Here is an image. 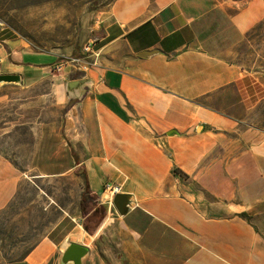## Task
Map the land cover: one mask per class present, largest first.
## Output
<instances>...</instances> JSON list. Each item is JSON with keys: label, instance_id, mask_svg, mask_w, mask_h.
<instances>
[{"label": "crops", "instance_id": "1", "mask_svg": "<svg viewBox=\"0 0 264 264\" xmlns=\"http://www.w3.org/2000/svg\"><path fill=\"white\" fill-rule=\"evenodd\" d=\"M263 18L264 0H110L81 24L80 52L93 40L97 53L85 68L0 29V73L54 80L76 173L107 207L71 239L89 247L84 264H264V131L252 120L264 94L242 60ZM72 79L85 84L70 96ZM20 173L0 151V210ZM106 183L129 195L125 213ZM49 253L41 243L27 258Z\"/></svg>", "mask_w": 264, "mask_h": 264}, {"label": "rangeland", "instance_id": "2", "mask_svg": "<svg viewBox=\"0 0 264 264\" xmlns=\"http://www.w3.org/2000/svg\"><path fill=\"white\" fill-rule=\"evenodd\" d=\"M109 1L0 0V21L8 35L24 38L35 50L65 54L60 60L80 57L81 24ZM242 50L244 64L258 75L260 98L264 18L246 34ZM53 72H58L56 67ZM0 89L6 91L5 97L0 96V151L21 172L17 192L0 210V264H58L63 243L76 237L83 203L92 201L63 134L66 110L55 97L54 80L34 86L6 84ZM6 100L18 102V110L15 102L12 106ZM252 120L264 131V97ZM41 243L50 250L45 261H29L27 256Z\"/></svg>", "mask_w": 264, "mask_h": 264}, {"label": "water", "instance_id": "3", "mask_svg": "<svg viewBox=\"0 0 264 264\" xmlns=\"http://www.w3.org/2000/svg\"><path fill=\"white\" fill-rule=\"evenodd\" d=\"M6 84H22L19 74L0 73V86ZM85 84L84 79H72L66 83L67 93L71 96L75 91L81 89ZM113 203L120 214L125 213L129 203V195L116 193L113 196ZM89 247L74 241H65L60 250L58 264H84L85 258L89 255Z\"/></svg>", "mask_w": 264, "mask_h": 264}, {"label": "trees", "instance_id": "4", "mask_svg": "<svg viewBox=\"0 0 264 264\" xmlns=\"http://www.w3.org/2000/svg\"><path fill=\"white\" fill-rule=\"evenodd\" d=\"M87 197L92 201H87L82 205V215L84 217L83 226L88 233H93L104 219L107 212V207L104 204H99L96 195L92 193L86 185ZM86 196L83 199H86Z\"/></svg>", "mask_w": 264, "mask_h": 264}, {"label": "built area", "instance_id": "5", "mask_svg": "<svg viewBox=\"0 0 264 264\" xmlns=\"http://www.w3.org/2000/svg\"><path fill=\"white\" fill-rule=\"evenodd\" d=\"M4 26H3V23L0 21V29H3ZM93 40H91L90 42H88L86 44V46L84 47V54L82 55V57H84V60L81 59V57H69V56H66L64 57V59L62 60V62H71L73 64H83V67H87L88 65H90L91 63H93L95 60H90V57L93 56L94 59L95 57L97 56V53L94 51L93 49ZM88 60V61H85ZM92 61V62H91ZM81 64V65H82ZM56 69H61V66H56ZM104 188L108 191L111 192L112 195H115L118 191H119V187L116 186V185H113L111 183H106Z\"/></svg>", "mask_w": 264, "mask_h": 264}]
</instances>
